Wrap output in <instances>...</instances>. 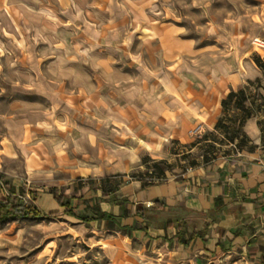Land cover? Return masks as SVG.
I'll list each match as a JSON object with an SVG mask.
<instances>
[{
    "label": "rangeland",
    "instance_id": "obj_1",
    "mask_svg": "<svg viewBox=\"0 0 264 264\" xmlns=\"http://www.w3.org/2000/svg\"><path fill=\"white\" fill-rule=\"evenodd\" d=\"M74 1L77 6L54 9L49 21L22 5L19 34L4 32L0 39V112L10 115L0 127V172L37 192L36 200L24 196L22 205L47 212L61 193L95 202L103 195L96 191L100 185L121 192L124 184L140 180L147 155L127 172L117 171L123 159L134 157L126 132L139 131L133 122L156 112L158 102L169 106L187 86L207 91L221 75L236 71L237 62L246 76L255 57L264 61V0ZM60 28L62 39L49 37ZM251 82L262 104L251 118L264 140V71ZM189 134L193 142L173 141L171 149L190 150L204 130L199 125ZM92 138L99 140L100 162L109 154L120 170L77 176L94 158ZM214 152L206 147L203 157L212 160ZM191 155L179 157L188 170ZM163 160L167 170L174 167ZM112 235L92 232V225L66 215L0 221V264H118L109 257L108 242H98Z\"/></svg>",
    "mask_w": 264,
    "mask_h": 264
},
{
    "label": "crops",
    "instance_id": "obj_2",
    "mask_svg": "<svg viewBox=\"0 0 264 264\" xmlns=\"http://www.w3.org/2000/svg\"><path fill=\"white\" fill-rule=\"evenodd\" d=\"M22 5L35 10L36 14H41V18L49 21L55 18L54 9L77 6V2L31 0L27 3L23 0H0V39L3 38L4 32L12 37L19 34L18 13ZM31 20L29 18L27 22L32 24ZM52 22L56 23L50 21ZM35 28L33 26V29ZM37 30L41 32V29ZM63 32L66 33L65 30ZM59 33L49 37L62 39V28ZM235 66L236 71L230 74L227 72L226 76L221 75L220 81L216 85H211L207 91L187 86L189 91L169 106L158 102L156 112L147 111V115L141 118L142 122H133V126L140 125L139 131L126 132V140L127 143H131L129 145L134 150L132 154L134 157L129 155L123 159V169L117 172H127L128 168L131 169L138 164L140 156L147 155L153 159H166L174 163V167L166 171L164 181L145 185L142 180H133L124 184L120 189L121 192L118 190L105 192L100 185L99 188L96 187V191L100 194L102 189L103 195L95 202H89L86 196L77 197L87 200L78 207L79 212H83L88 205L98 204L103 212L113 217L120 225L137 227L131 234H127L111 229L105 219L92 220L89 224L78 219L86 226L92 225V232L115 233L98 241L105 244L108 242L104 246H107L105 248L113 261H117L118 264L120 262L124 264H264L262 130L255 118H249L243 126L249 140L246 145L237 146L238 140L231 143L221 130L216 129L217 122L224 114L223 98L231 90H239L248 81L262 77L263 71L257 64L250 63L249 70L252 74L247 72L246 76L239 69L238 62ZM2 68L0 64V77ZM8 116L10 115L0 112V127ZM199 125L204 130L203 136L214 133L216 137L214 139L218 141L214 142L218 148L212 160L205 161L203 157L205 148L213 141L211 137L208 140L194 141L188 151L178 152L174 147L171 149L173 141L179 144L193 142L189 131ZM9 135L14 134L10 132ZM90 147L94 148L92 152L95 153H92V157L96 159L92 158L91 164L83 167L88 171H80L76 173L77 176L86 174L102 177L120 170V167H117L119 165H116L120 163L114 164L115 161H110L109 154L101 161L102 163L100 162L97 154L100 148L99 140L92 138ZM186 153L192 154L191 158L195 162L191 170H188L182 158H179ZM143 165L147 164L143 162ZM2 175L3 173L0 172V185L3 181ZM4 179L15 185L10 178L4 176ZM3 188L6 187H0V197L5 195ZM16 191H19V186H16ZM115 195L129 200L126 204L129 210L128 216L124 215L123 207L112 201ZM77 198L72 200L73 206H77ZM218 198L220 200L217 201ZM156 200L163 204L161 212L151 211L152 216L148 221L136 214L138 205L152 210ZM54 201L56 208L51 211L62 212L63 208L57 205L55 198ZM148 203L150 206L147 205ZM170 219L173 220L171 225L168 224ZM195 220L200 221L199 229H204L206 223H209L206 226L207 234L191 241L187 246L177 241L178 223L187 221L192 224ZM147 223L146 230L144 226Z\"/></svg>",
    "mask_w": 264,
    "mask_h": 264
},
{
    "label": "trees",
    "instance_id": "obj_3",
    "mask_svg": "<svg viewBox=\"0 0 264 264\" xmlns=\"http://www.w3.org/2000/svg\"><path fill=\"white\" fill-rule=\"evenodd\" d=\"M255 63L264 71V61L260 56L255 57ZM261 81L258 79L253 84H256L257 89L261 87ZM252 82L245 87L239 90H231L222 100V106L224 110V114L220 117L219 121L216 124V129L221 130L225 137L231 142L234 143L237 141V146L246 145L248 142V137L243 130V126L245 122L253 117V110L254 108L260 109L262 104L258 103V91L252 95L251 85ZM211 137L213 143L207 145L208 149L212 152L217 150V147L214 142H218L214 133L206 134L203 139L208 140ZM217 152V151H216ZM216 152H214L215 157ZM209 156L204 155V160L207 161ZM147 164V170L142 173L140 176V180L144 182L145 185H152L155 183L153 180H147V177H166V171L168 167H163L162 163L165 161L155 160L151 157H146L143 161ZM154 162V167L151 169V165L149 163ZM193 165L195 162H192ZM1 178L3 179L2 184L0 187L5 186L7 188L8 194L0 197V221H5L9 219H17V218H55L62 214H66L72 217H75L86 224H89L92 220H107V224L111 226V229H116L121 231L122 233L131 234L134 229L137 227H128L122 226L120 223L116 222L113 217H111L106 212H103L98 204L88 205L84 209L83 212L78 211V207L82 204L86 203V199L83 197H75L71 195H67L65 193H61L55 196L56 203L59 207L63 208L62 212L59 211H51L45 212L40 209L36 205H22V199L27 194H30L33 200L37 199V192L36 191H27L25 187H19V191H16V186L11 183L9 180H5L4 176L2 175ZM104 188V187H103ZM105 190V189H104ZM106 192V190H105ZM77 198V206L72 205V200ZM220 198L217 199V201ZM112 201L115 204H118L120 207L124 209V215H129V210L126 207V204L129 202L127 198H120L117 195L113 196ZM161 208H163V204H160L158 200L154 202V206L152 210L147 209L143 205H138L136 214L140 216L143 220L148 221L152 216L151 211L161 212ZM178 221V220H177ZM173 220L170 219L168 224H172ZM199 220H195L192 224H189L187 221L179 222L178 223V232L176 234L177 241L183 243L184 245H189L191 241L203 237L207 234L206 226L209 223H206L204 229H199ZM148 223L144 226V229L147 230Z\"/></svg>",
    "mask_w": 264,
    "mask_h": 264
},
{
    "label": "built area",
    "instance_id": "obj_4",
    "mask_svg": "<svg viewBox=\"0 0 264 264\" xmlns=\"http://www.w3.org/2000/svg\"><path fill=\"white\" fill-rule=\"evenodd\" d=\"M189 169L191 170L192 167H190ZM153 181H157V182H158V181H159V178H155V177H154ZM147 205L150 206V203H148Z\"/></svg>",
    "mask_w": 264,
    "mask_h": 264
}]
</instances>
